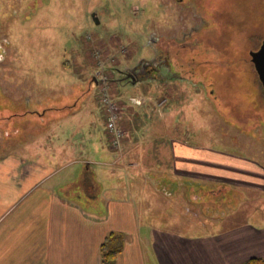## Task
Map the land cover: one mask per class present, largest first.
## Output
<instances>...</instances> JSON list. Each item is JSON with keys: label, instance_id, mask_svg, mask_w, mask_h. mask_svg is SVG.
<instances>
[{"label": "rangeland", "instance_id": "rangeland-1", "mask_svg": "<svg viewBox=\"0 0 264 264\" xmlns=\"http://www.w3.org/2000/svg\"><path fill=\"white\" fill-rule=\"evenodd\" d=\"M174 1L0 0V27L9 32L1 30L0 36V44L4 38L7 43L0 56V156L38 155L56 168L57 181L80 179L67 194L84 196L90 190L82 164L91 154L84 138L87 126L92 122L98 125L97 119L106 116L108 146L119 149L131 131V125L130 129L124 126V119L140 112L137 116L141 119L156 116L153 130L157 131L159 119L169 114L177 118L178 125L167 124L168 139L237 152L264 166V94L257 87L249 60L264 39V0H183L180 9ZM16 6L19 19L9 14ZM196 8L207 21L199 29ZM27 9L35 12L26 19L23 11ZM93 11L101 15L99 26L92 19ZM183 32H190V37L180 44L177 39H183ZM164 47L174 68L189 83L148 78L137 80L140 86L134 87L124 79L130 69L150 61ZM97 69L101 71L100 83L92 85L91 76ZM193 80L207 89L195 88ZM140 99L154 107L127 113L125 106L135 109L133 104ZM40 103L44 109L72 108L51 110L40 117L44 113L43 108L39 110ZM160 104L164 105L161 109ZM112 114L123 133L117 147L107 128ZM37 118L43 119L41 123ZM99 184L101 194L117 196L110 192L112 179L105 184L100 179ZM141 189L137 187L134 203L139 217L159 224L156 217L165 210L163 192L145 188L143 198L138 195ZM204 189L193 193L195 188L183 186L168 191L169 196L178 190V198L168 205L178 211L184 226L217 220L224 211L230 212V202L237 201L238 208L243 205L250 213L264 206V196L256 191L222 185ZM242 198L249 200L243 202ZM256 201L260 203L256 205ZM171 223L168 226H179L176 220Z\"/></svg>", "mask_w": 264, "mask_h": 264}, {"label": "crops", "instance_id": "crops-1", "mask_svg": "<svg viewBox=\"0 0 264 264\" xmlns=\"http://www.w3.org/2000/svg\"><path fill=\"white\" fill-rule=\"evenodd\" d=\"M135 101V109L125 106L127 113L154 107L145 99ZM38 106L44 111L40 117L70 107ZM138 114L124 119L131 131L119 149L108 146L106 116L97 119L98 125L87 126L84 138L91 154L82 164L90 190L84 196L67 194L80 179L57 181L56 168L38 155L0 156V264H103L101 246L113 233L117 237L110 247L121 250L115 264H244L253 257L264 258V206L247 212L241 204L249 199L242 198L240 208L237 201L230 202V212L224 211L217 220L184 226L178 211L168 205L178 198V190L169 196L168 191L183 186L197 193L222 185L264 196V166L237 152L168 139L167 124H179L170 114L158 120L159 131L153 130L156 116L141 119ZM100 179L104 184L112 179L110 192L117 196L101 194ZM137 187L143 198L145 188L163 192L165 210L156 217L159 224L139 217L134 204ZM175 220L177 228L168 226Z\"/></svg>", "mask_w": 264, "mask_h": 264}, {"label": "flooded vegetation", "instance_id": "flooded-vegetation-1", "mask_svg": "<svg viewBox=\"0 0 264 264\" xmlns=\"http://www.w3.org/2000/svg\"><path fill=\"white\" fill-rule=\"evenodd\" d=\"M182 1L183 0H175L174 1L176 4L175 6L180 9L181 8L180 5L182 4ZM192 7H193V5H192ZM27 10H29V11H27ZM27 10H26L28 13L27 15H26V11H23L24 12L23 17H26V19H27V16L30 17V15L33 12H35V10H32V9H27ZM9 14L12 18L19 19V16L21 15V14H19V6L14 7L13 10H11ZM195 15L198 17V24H197L196 28L199 29L201 26L206 24L207 21L197 8L195 9ZM100 18H101V15L99 14V12H97V11L92 12V19H93L94 23L98 26L101 25V23H102ZM5 20L6 19H4V22H5ZM19 21H21V20H19ZM4 27H0V36H1L2 32H4V33L8 32L7 31L8 28H4ZM4 29H6V30L4 31ZM1 30H2V32H1ZM188 37H190V32L188 34L183 32V39H177V42L180 44H183V43L185 44L186 41L188 40ZM0 40H2V38ZM3 40L5 41L6 39L4 38ZM4 41L3 42L1 41L2 43L0 44V56L1 55L3 56V54L5 53V49L7 48V43ZM263 42H264V39L260 42L258 48L256 50L252 51L251 53L258 52L261 49ZM165 46H166V44H165ZM251 53H250V59L249 60L255 69V73L257 76V84H258L257 87H259L262 90L261 91L262 94H264V83L261 80L260 74L256 70L255 64L253 63V60L251 57ZM261 65L264 66V63L261 62ZM178 68L180 69L181 67H178ZM100 72L101 71L98 69L93 72V74L91 76V81H90L92 85H97V84L99 85L100 80L98 78L99 77L98 75L100 74ZM124 77L127 78L128 81H130V82H131V77H133L136 80H145L148 78H159L163 83L175 82V81L178 83H181V82L189 83L190 82L189 80L184 78V76L182 75L180 70H177L176 68H174L173 63L171 61V57L169 56L167 47L159 49L156 52V55L150 61H148L144 64H141V65H138L137 70L135 72L126 73V75H124ZM192 85L198 89H202V90L207 89V87L204 83H202V82L200 83L198 81L195 82V80H193ZM0 89H1V87H0Z\"/></svg>", "mask_w": 264, "mask_h": 264}, {"label": "trees", "instance_id": "trees-1", "mask_svg": "<svg viewBox=\"0 0 264 264\" xmlns=\"http://www.w3.org/2000/svg\"><path fill=\"white\" fill-rule=\"evenodd\" d=\"M117 237V234H111L107 237L104 243L101 246V259L103 264H115L116 260L121 252L120 249H116L113 246L110 247V244L114 238ZM244 264H264V258L262 257H253L246 261Z\"/></svg>", "mask_w": 264, "mask_h": 264}, {"label": "water", "instance_id": "water-1", "mask_svg": "<svg viewBox=\"0 0 264 264\" xmlns=\"http://www.w3.org/2000/svg\"><path fill=\"white\" fill-rule=\"evenodd\" d=\"M251 57H252L253 63L255 64L256 70L260 74L261 80L264 83V66L261 65V62L264 63V42H263L261 49L258 52L251 53ZM136 70H137V66L134 67L133 69H130L129 71L133 73ZM124 79H127V78L124 77ZM139 81H142V80H139ZM131 82L132 84H136L137 80L131 77Z\"/></svg>", "mask_w": 264, "mask_h": 264}, {"label": "built area", "instance_id": "built-area-1", "mask_svg": "<svg viewBox=\"0 0 264 264\" xmlns=\"http://www.w3.org/2000/svg\"><path fill=\"white\" fill-rule=\"evenodd\" d=\"M105 103H107L105 101ZM109 104V103H107ZM112 104V103H110ZM108 133L110 135V137L112 138V143H113V146L117 147L119 145V142L120 140L122 139V136H123V133L121 130H119L117 127H116V116H114L113 114L108 118Z\"/></svg>", "mask_w": 264, "mask_h": 264}]
</instances>
